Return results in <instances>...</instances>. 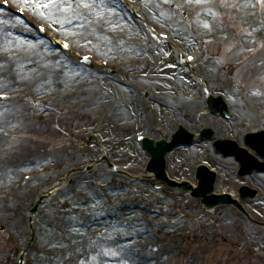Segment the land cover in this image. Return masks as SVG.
<instances>
[{
  "label": "rangeland",
  "instance_id": "rangeland-1",
  "mask_svg": "<svg viewBox=\"0 0 264 264\" xmlns=\"http://www.w3.org/2000/svg\"><path fill=\"white\" fill-rule=\"evenodd\" d=\"M12 1L18 3V5H27L23 2H39L31 11V16H34L38 23H50L52 28L56 29L62 37L74 39L73 41L76 44L83 42L86 38H91L92 42L89 47H78L76 49L81 54L94 51L97 59L109 61L111 59L121 60L122 58L124 61L121 60L120 64H122L118 66L119 68L112 66L114 68H110V73H105L101 70L97 72L94 71L96 70L94 69V64L89 67L77 63L79 61L73 54L62 55L55 46L52 47L50 45V39L43 36L38 40L45 43V51L40 52L32 48L33 56L19 59L17 44L13 42V39H5V36L20 39L18 34L15 33L14 35L12 31H7L8 27H10L8 25L9 21L20 20L17 24L18 30L25 29L34 33L36 28L31 26V24L29 26L27 21L14 16L11 12L0 9V15L4 19V21L0 22V59L10 61L14 57L13 63L16 64L20 73L18 75L20 80L13 84L10 80L3 79V76L7 74V66L0 65V93L11 94L15 92L14 100L12 98L0 103V213L8 214L7 212L13 209H20L23 207L22 203L28 200L26 195L21 196L18 192L8 191L9 188L14 187V181L18 180L22 174L54 165L58 167L61 162H70L79 170L67 175L66 180L77 178L80 175H85L87 178L80 182V186L76 185L79 183L68 184L69 187L65 189L64 194L57 199L60 201L70 200L73 194L88 195L86 193H90L92 190L98 194L108 191L113 194L111 196L116 197L122 186L124 189L126 188L129 192L127 204H138L142 210H145L150 215L149 218L144 219L140 217L144 213H139V215L130 219L131 223L139 224V226L135 227L136 230L137 228L143 230L138 234V239H135L138 242L141 241V243L147 242L139 252L141 258L149 262L147 264H264V259L256 255L258 252L264 251V228L259 225L264 220V199H260L258 195L253 198L241 199L239 205L243 212L231 205L206 211L199 200L193 199L189 194L183 193L178 189L169 188L167 184L157 181L153 176H143L141 173L124 176L112 172L109 168L110 164L135 163L140 159L137 157H124L120 152L114 151L110 145L102 141L106 137L103 136L101 130L97 134L92 133L98 140L96 145L90 143L88 135L86 137L76 136L77 131L83 128H91L101 123V114L103 116L105 109H109L117 113L110 120V129L114 134L107 129L114 138L113 144L117 143L122 136H129L131 142L135 143V136L140 134V132L133 130L131 126L134 119L125 121L122 118V114L118 112L119 107L117 104L119 101L108 93H99L98 85L99 82L101 83L99 79L102 80L106 76L113 78L120 87H122L120 84L125 85L123 87L125 102L128 103L130 99L128 92L132 90L135 92V86L140 80L138 76L144 74V67L147 65L151 67L150 77L155 73L156 78L171 74L169 70H164L161 64L155 63H160L161 58L164 60L165 49L169 50V56H171L172 51L167 44L159 42L148 32L147 25L154 26L158 31H166L173 35V41L184 51L182 57L177 54L176 60L172 59L171 56L177 66L181 65V58L186 54H197L199 58L197 64L192 66V68H181V71L186 74L187 84H190L192 88L195 87V90L190 91L184 88L185 91H178L176 85L173 89L169 87L166 94L169 99L171 94L175 97L174 100L177 99L175 94L181 95L180 98H184L183 94H189L184 95L186 96L185 98L194 95L197 102H199L196 108L199 107L202 111L200 112L199 110L201 114L199 118L207 117L210 122L226 127L232 122L229 119H225L221 114L214 115L208 112L206 103L209 96L218 99V94L221 91L214 90H218L216 85L218 87L219 85L224 86L230 89L229 92L232 93V95L228 94V98L225 97V100L234 98L237 95L238 98L240 97V103L236 107L239 110H229L227 108L228 112L235 115L236 112L234 111H241L248 115L250 112L247 108H249L252 111L251 115L254 116L255 121L253 123L255 126L251 128L248 124H240L241 133L238 129L236 134H229L222 140L238 141L244 130H249L253 134L263 130L260 127L264 123V7L258 5L256 0H228V4L233 6H221V0H209L208 3L201 5L188 3L187 0H165L167 3L162 1L157 3L156 0H124L126 3L124 17L132 21L130 24L137 30L138 34L136 35L142 39L141 42H144L142 44L144 46L142 49H136L138 46L136 42H134L133 47L126 46L128 42L133 43L132 34L129 33L128 35V31H126L124 36L115 39L118 41V48L109 47L103 52L97 48V44H99L98 38L105 40V44L113 43V40L106 39V35L96 31L90 25L85 28L84 32L77 31L76 24L83 22V19H74L71 23L64 18V16L71 14L73 16L74 12L78 13L76 17L77 15L83 17L79 11L83 8H90L91 14L88 16L90 23L96 21L93 20L95 19L93 10L88 5L90 0L87 3L72 0L73 7L70 5L69 11L61 12L59 22L53 19L52 13H43L45 7L42 4L46 0ZM84 4L88 6L85 7ZM127 4L141 6L145 11L149 9L152 17L158 14L161 18L159 23L150 20L143 22L138 16L136 17L132 14V9H128ZM63 7L64 5L61 6V9ZM205 24L208 27H204ZM99 25L103 31H106V34L117 33L121 29L114 22H104ZM26 40L32 41L27 38ZM35 41H32L33 45L36 43ZM82 44L79 43L78 45ZM183 44L187 45L184 46ZM49 50H53L51 53L56 54L57 57L60 55L62 62L68 64L71 70L84 71L87 75L70 80L58 75L57 78L62 80L56 81L61 84L60 87H54L49 77L45 81L40 80L37 77L38 75L35 78L31 77L34 72L40 73V69L43 66L39 57ZM9 51H12L14 55L11 59L5 60L3 55ZM158 51H163V55L159 54ZM139 60L140 62H138ZM203 66L208 68L207 75L211 77L206 81H201L197 75L192 74H195ZM34 67L38 68L33 72ZM132 69L135 71H132ZM190 71L192 73H189ZM209 80H211L210 83ZM139 83L143 84V86H138L139 92L136 91L133 96H137V100L143 99L150 103L151 98L154 97V92L149 91L152 94L144 98L141 90L150 87L147 85L148 82L146 80H141ZM25 90H28L29 94L25 95L22 93ZM84 91L93 92L94 94L83 95ZM22 95H25L26 99L22 100L24 98ZM43 96L52 99L46 101L42 106L31 104L32 98L42 100ZM157 99H160V97ZM224 99L222 97L221 101L227 106ZM140 100L139 102L142 105ZM164 100L170 102L168 99ZM142 109L146 113L148 111L147 105L144 104ZM88 115H94V118L96 116L97 118L91 122ZM44 118H50L51 123L43 124ZM233 125L236 126L237 124ZM199 129L205 131L208 128L195 126L189 132L192 135L199 134ZM177 130L178 128L174 132H177ZM207 131L212 134L211 142L218 141L216 139L218 137L215 136L213 130L208 129ZM123 133H126V135ZM149 137L155 138L151 135ZM194 140L198 142L197 139L194 138L192 141L194 142ZM208 142L210 143V141ZM238 144L240 145V142ZM206 146L209 150V156L192 158L190 171L186 169L184 172L179 173L171 171V168L170 170L166 168L168 176L176 180L184 177L190 183H193L194 170H192V167L200 163L208 164L212 168L216 167L220 172L221 167H227L233 176L232 172H234L236 163L233 162V164L227 165L225 162H228V159L225 160L219 154H216L210 144L206 143ZM102 149L109 150L110 156H103ZM252 151L251 153L254 155ZM145 158L146 156L143 155L141 160H145ZM258 177V181L262 183V190L257 187H260V184L251 178L246 179V183L250 184L246 186L249 189L258 188L260 194L264 191V174L261 173ZM221 178L222 172L218 178L220 184L222 182ZM239 182L241 181H236L231 186L233 190ZM50 183V180L44 181L35 190H32V193L41 191L44 185ZM220 187L224 192L231 191V187ZM12 196H18L19 202L9 204L7 198ZM44 200H41L38 205L36 204V212L32 219L35 218L39 208L43 207L42 202ZM156 202L170 203L172 207L161 206L165 211L158 215H153L150 212L152 208L150 206H155L153 204ZM33 207L34 205L31 206V209ZM8 217L11 219L9 215ZM7 223L8 221L5 220V217L0 221V264H5V259H9L10 264H19V257L24 245L21 243L19 248H12L7 245L6 239H9L6 228ZM127 235L130 234H124V236ZM28 240L30 241L31 238ZM115 244L116 242H113L110 236L103 241L90 243L91 247L78 250L77 255L70 254L69 258L66 259L67 264H77V262L78 264H111L118 258L116 249L120 247L116 245L113 248ZM38 246V243L34 246L35 251ZM107 246L110 247L105 249ZM25 252L23 254V261L25 260L23 264H26L28 258H31L32 249L25 250ZM29 260L31 264H35L32 259ZM125 261V264H134L132 257H126Z\"/></svg>",
  "mask_w": 264,
  "mask_h": 264
},
{
  "label": "bare ground",
  "instance_id": "bare-ground-1",
  "mask_svg": "<svg viewBox=\"0 0 264 264\" xmlns=\"http://www.w3.org/2000/svg\"><path fill=\"white\" fill-rule=\"evenodd\" d=\"M77 2H82V3H87L89 2V0H74ZM70 2V3H69ZM48 5V7H45V10H43V13L47 12V13H52L54 17L53 19L60 20L61 18V12L63 11H69V6L71 5V7H73V1L72 0H46L45 3L42 4V6L44 5ZM125 2L123 1H116V0H100L98 2L96 1H92L90 0V7L93 10V16L96 21H93V23H90V20L88 18V16L91 13H85L82 18L78 17L80 19H83V22H79L76 24V30L77 31H85V28H88L89 25L92 26L96 31H100L102 34L106 35V31H103L102 28H100V23H104V22H114L117 25H119L121 27V29L119 31H117V33L115 32H111L109 34H107V38L108 40H113V43H107L105 44V40L98 38V43L97 44V48L99 49V51H103L105 52L107 50V48L109 47H115L118 48V41L115 39H118L121 36H124L126 34V31H128V35L129 33L132 34L131 37L133 38V43L128 42V44L126 46L128 47H133L134 42H136L137 48H143L144 45H142L144 42H141L142 39L138 38L136 34H138L137 30H135V28L132 26V24H130V22H132L131 20L127 19L124 17V13H125ZM63 9H61V6H63ZM41 6V7H42ZM143 11L144 14V9L141 8V12ZM120 12V13H119ZM73 17L76 19V14H78L77 12L73 13ZM118 14V16H117ZM120 14V15H119ZM133 14V13H132ZM146 14V15H145ZM145 17L147 16V18L150 19V21H154L157 23H159L160 21V16H153L152 17V13H150V10L146 9L145 11ZM72 15V14H71ZM71 15H67L64 16L65 20L69 18V16ZM78 16V15H77ZM121 17V18H120ZM88 18V19H87ZM92 20V19H91ZM4 21L3 16L0 15V22ZM20 22V20H11L9 21L8 25L10 27H8L7 31H12V34L15 35V33L18 32V27L17 24ZM99 23V24H98ZM63 24V23H62ZM50 29L48 28L47 31H49ZM6 40H11L13 39V42H15L16 48H18L19 51V59H25L27 57H31L34 55V53H32V48L34 50L43 52L46 50V45L43 42L37 41L34 45L32 41H28L26 39H22L20 37L19 38H11L9 36H5ZM28 41V42H27ZM71 49V47H70ZM70 51V50H69ZM51 52H53V50H49L46 51V53H44L43 56L39 57L40 61L42 62V66L43 68L40 69V73H35L34 71L38 68V67H34L33 69V73L31 75V77L35 78L36 75H38L37 77L40 78V80L42 79V81H45L47 77L51 78L52 81V85L54 87H60L61 84L57 83L56 81H62L60 78H57L58 75H60L61 77H66L68 80L72 79V78H78L79 76H84L87 75L86 72H80V70H71L70 66L68 64H66L65 62H62V58H60L59 56L57 57L56 54H52ZM7 52H5L4 54H6ZM159 54L163 55V51L160 52L158 51ZM164 60H162V58L160 59V63H155V64H161L164 70H169L171 72L170 75H165L168 78V81H158L155 77V74H153L151 77L149 76V74L151 73L152 69L151 67H149V65H147L146 67H144V74L139 75L138 77H140L139 82L141 81V77L144 76L143 80H146L148 83L147 85H149L151 87V89L155 92V97L159 98L158 100L156 99H152L150 101V103H148V107L150 106V109L147 113V116H150V120L149 124L147 125V127L149 126L152 130V133L157 132L161 135L160 137L164 136V132H166L167 130H169L168 126L172 125V121H174V119H176L179 115V117H181V115H187L189 116L190 119H187V121L184 122V124H186V127L188 130L193 129L195 126H199V127H203V128H208L213 130L215 136H217L218 138L222 139L226 136H228L232 131L233 133L236 131L235 126H233L232 124H228L227 125V129H223L220 126H218L215 122H210L209 118H199V116L201 115L199 113L200 108H196V106H198V103L196 101V99L192 100V101H186L184 99H175L174 101H170V102H166L164 99H169L167 95H165L163 93V89H167L168 85H174V83L176 85H178L179 88H187L190 91L195 90V87H190V84H187L188 82L186 81V75L182 72L177 70L176 65H174V62H172L171 60V56H169L170 52L168 49L164 50ZM169 53V54H168ZM55 56V57H54ZM21 57V58H20ZM186 57V56H185ZM14 58V57H13ZM13 58L10 61H3L0 59V65H6L7 66V74L3 76L4 80H10L11 83H16L18 82L20 79H18V75H20L16 64L13 63ZM146 60V59H144ZM140 62V60L138 61ZM146 63V62H145ZM76 68H78L77 66H75ZM72 69H74L71 66ZM208 68H206L205 66H203L202 68H200L198 71H196V75L198 77L199 80L201 81H206L208 80L209 77L207 75V71ZM98 72V70H96ZM79 72V73H78ZM24 76H28V75H24ZM23 76V77H24ZM97 76V75H96ZM159 76V75H158ZM30 77V75H29ZM95 77V76H93ZM98 78V77H95ZM107 78V79H106ZM103 78L102 80L99 79V81H101V83L99 82L98 85V90L99 93L104 92V93H108L112 96H114V99H117L118 102V107L119 110L118 112L122 114V118L125 121L134 119L137 120L138 116L140 117L141 115V111L138 112L133 105L131 106L130 99L129 102H125V91L123 87H120L119 84H116L113 78L110 77H106ZM201 78V79H200ZM16 80V81H13ZM211 80H209L210 83ZM137 82L140 85H143L141 83ZM51 83V82H50ZM218 83V82H215ZM49 84V83H48ZM217 89H214L216 91H221V93L218 94L219 97H223V99L226 97L228 98V94L232 95L230 91V89H227L224 86H220L219 87L216 85ZM161 91V92H160ZM160 92L163 96V98L161 97ZM89 95L90 94H94L93 92H88V91H84L83 95ZM234 96V95H233ZM225 100V99H224ZM138 101V100H137ZM142 101V100H140ZM228 108L229 109H235V110H239L238 108V104L240 102H238L236 100V96H234V99H227L225 100ZM162 109V110H161ZM164 111V113L166 112L167 114V118L161 117L162 112ZM236 116H234V119L237 121L236 123L239 124H245L247 123L249 126H255L254 123L251 121L250 117H247L248 115L244 114L243 112H237ZM114 114H117L114 110H106L105 109V114L102 116L101 114V123H98V125H95V127H100V129H97L98 131L101 130L103 136H105V139H108L106 143L112 142L113 141V136L111 135V133H109V131H111L113 134L114 132L110 129V120H112V117ZM90 118V115H88ZM121 117V116H120ZM121 118V119H122ZM161 118H164L165 121H163ZM91 119V118H90ZM214 121V120H213ZM239 124H237L238 126H240ZM108 125V127H107ZM161 126L160 129H157L158 126ZM204 125V126H202ZM138 124L134 127V128H138ZM107 127V128H106ZM142 128H146V126L143 125ZM107 129L109 131H107ZM207 129V130H208ZM96 130V132L98 133V131ZM205 130V131H207ZM128 137L126 138L125 136H122L119 138V141L115 144L111 143L110 146L113 148L114 151L116 152H120L124 157H128V158H139L141 159L142 157V152L139 150L138 146L136 144H132L130 141H127ZM205 157V156H209V150L206 146V143H201L199 145H193L189 148H180L177 149L176 151L172 152L171 155L169 156V165L171 168V171H176V172H184L186 169L188 171H190V161L192 158L194 157ZM171 157V160H170ZM212 159V158H210ZM226 164H231V160H228V162H225ZM170 170V169H169ZM222 170V185L227 184L228 187L233 186L234 182L237 181V177L232 176L231 172L229 170V168L227 167H221ZM150 173H148L149 175ZM85 178H87L85 175H80L77 178H71L70 180H67V184L70 183H79L76 185L80 186V182L82 180H84ZM243 179V178H242ZM59 183H54L53 187H48V188H42V190L40 191V194L46 193L49 190H52L51 192H49L47 194V196L52 195L51 193L55 194L52 197L53 198H45V200L43 201V207L41 209H39L37 211V216L35 219H33V221L31 222V226H30V232L29 231H21V233H24L25 235L29 234L32 235V240L34 241V244L38 243L39 244V248H42V246L44 247V245L46 246H51L49 248V250H46L45 255H39L36 254V252L32 251L31 253V258L33 262L39 263V264H65L66 262V258L69 256V254L73 253V252H77V250H79L80 245H83L85 243H87L86 240H83V235L80 232V229L77 228V224H78V215H74V210L75 208L72 207H68V210H62V208L64 207L66 202H59L56 198L54 197H60L62 194V190L57 188V186ZM61 185V184H60ZM204 189H206L204 187ZM216 192H220V188L216 187ZM232 190V187H231ZM94 194L90 195V199L94 200L95 198L93 197ZM97 198V196H95ZM57 200V202H56ZM71 202H75L73 203L79 206L83 207L82 212H86L88 209V206L85 205L83 203V198L81 199L80 197H78L76 200H72V198L70 199ZM263 202V201H262ZM56 203V204H54ZM72 205V206H73ZM128 210V208H127ZM89 213L88 215L86 214V216L82 217V219H86L88 220L87 223H89L90 228L95 227V226H99L103 223H105L106 219H117V218H122V220H124V224L122 227H120L118 230H114L115 231V235H120V234H130L132 235L134 238H138V234H140L143 230H141V228H137V230L135 228H133L132 226H130L131 224L129 223V220L126 218V214L125 217H123V215H121V217H117L118 214H116L115 211L110 212L109 216L107 217H102L100 213L95 212V210H93V208H89ZM18 214V212H17ZM129 214V213H128ZM112 215V216H111ZM141 217H143L145 219L148 218V214L145 213L144 215H141ZM131 218V217H130ZM16 219H20L22 221H26L27 216L26 213H19V218H15ZM14 220V221H15ZM20 220H17L14 225H13V230L16 231L18 229V222ZM45 222H49L51 224H57V225H61L63 230L59 233H55L51 230L52 228H46L44 226ZM123 223V221H122ZM120 223V224H122ZM54 226V225H53ZM92 226V227H91ZM76 227V228H74ZM139 229V230H138ZM52 235H54V237H52ZM89 235V234H88ZM110 235H113V232L110 233ZM63 236L62 241L59 240V237ZM87 238V236H86ZM135 246V244H127V245H122L120 247V249H118V251H120L121 253H126V256L129 255L130 257L135 256L136 254H138L136 251L130 250L128 251L129 246ZM122 260V259H121Z\"/></svg>",
  "mask_w": 264,
  "mask_h": 264
},
{
  "label": "snow or ice",
  "instance_id": "snow-or-ice-1",
  "mask_svg": "<svg viewBox=\"0 0 264 264\" xmlns=\"http://www.w3.org/2000/svg\"><path fill=\"white\" fill-rule=\"evenodd\" d=\"M188 3H194L196 5H201V4H205V3H208L209 0H187ZM256 3L258 5H260L261 7H264V0H256ZM85 7H87L88 5L87 4H84ZM221 6H233V5H229L228 4V0H221ZM44 7H48V5H44ZM70 7V5H69ZM204 27H208L207 24L204 25ZM67 46V45H65Z\"/></svg>",
  "mask_w": 264,
  "mask_h": 264
}]
</instances>
